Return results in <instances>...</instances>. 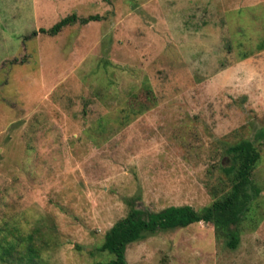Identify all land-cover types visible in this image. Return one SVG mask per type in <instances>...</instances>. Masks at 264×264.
Returning a JSON list of instances; mask_svg holds the SVG:
<instances>
[{
  "label": "rangeland",
  "instance_id": "374dc122",
  "mask_svg": "<svg viewBox=\"0 0 264 264\" xmlns=\"http://www.w3.org/2000/svg\"><path fill=\"white\" fill-rule=\"evenodd\" d=\"M71 13L100 19L27 37ZM260 44L264 0H0V264L109 260L99 246L126 198L202 211L230 189L227 149L244 139L259 160L237 247L199 221L125 258L264 264Z\"/></svg>",
  "mask_w": 264,
  "mask_h": 264
},
{
  "label": "trees",
  "instance_id": "16d2710c",
  "mask_svg": "<svg viewBox=\"0 0 264 264\" xmlns=\"http://www.w3.org/2000/svg\"><path fill=\"white\" fill-rule=\"evenodd\" d=\"M99 19V14L78 17L75 13H71L49 28L40 27L32 30L27 37H34L37 33L55 35L65 26L76 22L86 24ZM263 48L264 44L258 46L259 50ZM147 92H151L149 87ZM227 150L232 154L233 164L226 167L225 171L232 175L233 180L230 189L224 195L215 199L202 211H197L188 204L169 205L159 211H151L139 208L136 205V198H126V204L129 206L127 213L110 226L99 246V250L108 253L111 258L95 264H126L125 253L129 244L142 239L146 234L182 228L199 221L211 222L217 235L224 233L227 237V247L236 248L239 243V231L236 225L240 213L251 197L247 187L250 183L251 171L259 160V153L253 142L248 139L229 146Z\"/></svg>",
  "mask_w": 264,
  "mask_h": 264
},
{
  "label": "crops",
  "instance_id": "0c3cea01",
  "mask_svg": "<svg viewBox=\"0 0 264 264\" xmlns=\"http://www.w3.org/2000/svg\"><path fill=\"white\" fill-rule=\"evenodd\" d=\"M245 59H247V58H245ZM242 60H240L239 62H241ZM225 70V69H224Z\"/></svg>",
  "mask_w": 264,
  "mask_h": 264
}]
</instances>
